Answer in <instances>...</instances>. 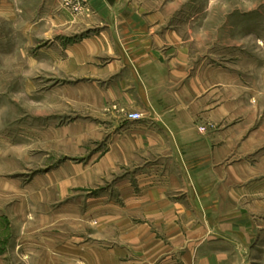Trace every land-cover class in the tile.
Wrapping results in <instances>:
<instances>
[{
  "label": "crops",
  "instance_id": "obj_1",
  "mask_svg": "<svg viewBox=\"0 0 264 264\" xmlns=\"http://www.w3.org/2000/svg\"><path fill=\"white\" fill-rule=\"evenodd\" d=\"M178 1L84 0L73 14L58 0H0V18L22 21L30 44L32 33L59 41V74L86 85L103 122L89 182L106 178L120 220L91 264H236L252 242L251 188L238 166L221 169L216 143L228 130L200 131L221 103L208 99L207 70L193 71L175 29Z\"/></svg>",
  "mask_w": 264,
  "mask_h": 264
},
{
  "label": "rangeland",
  "instance_id": "obj_2",
  "mask_svg": "<svg viewBox=\"0 0 264 264\" xmlns=\"http://www.w3.org/2000/svg\"><path fill=\"white\" fill-rule=\"evenodd\" d=\"M174 15L193 71L207 70L208 99L221 103L217 123L199 127L228 130L221 169L238 166L251 188L253 237L236 264H264V0H181ZM24 30L0 18V264H91L120 220L106 178L89 182L103 122L86 85L59 74V41L32 33L30 44Z\"/></svg>",
  "mask_w": 264,
  "mask_h": 264
},
{
  "label": "built area",
  "instance_id": "obj_3",
  "mask_svg": "<svg viewBox=\"0 0 264 264\" xmlns=\"http://www.w3.org/2000/svg\"><path fill=\"white\" fill-rule=\"evenodd\" d=\"M59 1L62 8H65L67 10L76 13L81 11L85 6L84 0H59ZM141 117H142L141 114L136 112H132L128 114V118L130 120H138ZM201 130H204V128H201Z\"/></svg>",
  "mask_w": 264,
  "mask_h": 264
}]
</instances>
